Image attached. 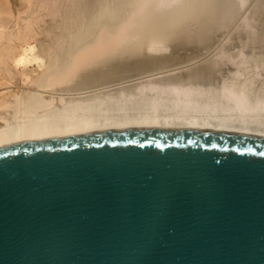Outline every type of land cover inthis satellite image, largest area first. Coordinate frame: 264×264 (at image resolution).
Wrapping results in <instances>:
<instances>
[{"label": "water", "instance_id": "1", "mask_svg": "<svg viewBox=\"0 0 264 264\" xmlns=\"http://www.w3.org/2000/svg\"><path fill=\"white\" fill-rule=\"evenodd\" d=\"M0 264H264V137L122 128L0 146Z\"/></svg>", "mask_w": 264, "mask_h": 264}, {"label": "bare ground", "instance_id": "2", "mask_svg": "<svg viewBox=\"0 0 264 264\" xmlns=\"http://www.w3.org/2000/svg\"><path fill=\"white\" fill-rule=\"evenodd\" d=\"M19 2L14 9L11 0H0V146L122 128L264 137V55L254 54L264 50L244 49L258 39L250 45L246 36L232 53L221 46L189 67L170 68L182 61L165 53L173 44L208 41L210 30L232 19L243 1L104 0L94 14L85 0ZM42 34L47 38L40 40ZM223 60L234 68H224ZM121 101L126 109H106Z\"/></svg>", "mask_w": 264, "mask_h": 264}, {"label": "rangeland", "instance_id": "3", "mask_svg": "<svg viewBox=\"0 0 264 264\" xmlns=\"http://www.w3.org/2000/svg\"><path fill=\"white\" fill-rule=\"evenodd\" d=\"M12 1V3H13V7H14V9H16L18 6H20V2H19V0H11ZM92 1V2H91ZM241 1H243L241 4H238V8H237V5H236V7H235V5H234V2H233V4H229L230 6L231 5H234L233 7H235V9L234 10H236L235 11V13H236V15H235V17H233L234 15L232 14V13H234V10H232V13H230V14H232L231 16H230V14H229V16H228V19H229V17L231 18L232 17V19H230V20H227V17L224 19L223 18V20H225L224 22H223V20H221L222 21V23H220V22H217V23H219L220 25H215V26H217L215 29L213 28L212 30H210V32L211 33H208L209 35H208V37H209V39H208V41L206 40L205 42H201V43H194V42H182V43H180L179 45H177L176 43V47L174 46V44L173 45H171L172 46V48L171 47H169L168 48V50L165 52V53H168V54H176V55H178L179 56V60H181L182 62H179V61H177L176 62V64H174V65H171V64H168L169 66H170V68L172 67H181V66H186L187 65V67H189V65H195V64H199L203 59H204V57L205 58H207V57H210V56H212L219 48H221V46L224 48V47H226L227 49H229V53H232V51H237V49H240L241 48V44H243V43H245L244 41L245 40H249V41H251V43H250V45L252 44V42H255V41H257V39H258V44H257V42H255V44L253 43V45H251V48L249 47V48H247V45H246V47H244V49H247L246 51V53H249L250 54V52L252 53L253 51H257L256 49H258V52L259 51H261V50H264L263 48H264V45H262V43L264 42V41H262V40H264L263 39V37L262 36H264V26H263V24H264V0H241ZM256 1L257 2H259V3H256ZM262 1V2H261ZM85 2H86V4L88 5V6H90V3H92L91 4V6H90V9H89V11L90 12H92L93 14L94 13H96V11L98 10V4H97V2L99 3V4H101V3H103L104 2V0H85ZM114 4H116L117 2H115V1H112ZM236 2V1H235ZM246 2V3H245ZM230 3V2H229ZM232 3V2H231ZM245 3V4H244ZM254 3H256V4H254ZM263 3V4H262ZM244 4V5H243ZM254 4V5H253ZM258 4V6H260L259 4H261L262 5V8L261 9H259L256 5ZM241 6H243L242 8H241ZM251 6H254L253 8H251ZM232 7V8H233ZM256 7H257V9H256ZM92 9V10H91ZM250 10H252L251 12H250ZM259 10H262V12H260ZM237 12H239V13H237ZM250 12V13H249ZM260 12V13H259ZM249 13V14H248ZM253 13L255 14L254 16H253ZM257 13H259L258 14V16L259 15H261V16H257L256 17V15H257ZM250 15V16H249ZM263 15V16H262ZM244 16H249V17H251L252 19H250L249 17L247 18V17H244ZM246 18V19H245ZM258 18V19H257ZM261 18H262V21H261ZM46 19L47 20H49V17H46ZM242 19V20H241ZM244 19H245V21H244ZM247 19H248V21L249 22H251L252 24L251 25H249L250 23H248L247 22ZM258 20V21H257ZM241 21V22H240ZM244 21V23H242ZM255 21H256V23H255ZM259 21H261L262 22V24H258V22ZM225 22H227V23H225ZM229 22V23H228ZM261 22H259V23H261ZM216 23V24H217ZM223 23H225V24H223ZM245 23H247L246 25H245ZM255 23V24H254ZM223 24V25H222ZM241 24H243V25H245L246 26V28L243 26L242 27V25ZM257 24V25H256ZM253 25H256V26H253ZM259 25V26H258ZM219 26V27H218ZM220 26L221 27H223L224 28V31H223V28L221 29L220 28ZM247 26H249L248 28H247ZM256 27V28H255ZM237 28V29H236ZM240 28V29H239ZM258 28V29H257ZM260 28V29H259ZM243 29H246L248 32H250V31H253V32H251V33H248L247 31H245L244 32V30ZM250 29H252V30H250ZM261 29H262V31H261ZM59 30V29H58ZM214 30H218V31H214ZM260 30V31H259ZM235 31V32H234ZM236 32H239V33H236ZM214 33V34H213ZM218 33V34H217ZM252 33L254 34V35H252ZM255 33H256V35L257 36H255ZM258 33V34H257ZM211 34V35H210ZM236 34V35H235ZM241 34V35H240ZM216 35V36H215ZM232 37H231V36ZM243 35H244V37H243ZM260 37H259V36ZM262 35V36H261ZM45 38H44V37ZM227 36V37H226ZM229 36V37H228ZM246 36H250V37H248V38H246ZM214 37V38H213ZM241 37V38H240ZM262 37V38H261ZM38 38L40 39V40H42L43 38L44 39H46L47 38V36L46 35H39L38 36ZM211 38V39H210ZM213 38V39H212ZM244 38H246L244 41H243V39ZM251 38H253L254 40H252ZM225 39V40H224ZM229 39V40H228ZM240 39H242V40H240ZM256 39V40H255ZM227 40V42H225ZM218 41V42H217ZM234 41H236V42H234ZM243 41V42H242ZM178 43V42H177ZM206 43H208V44H206ZM237 43H240L239 45L237 44ZM234 44V45H233ZM256 44H257V46H256ZM263 46H261V45ZM264 44V43H263ZM183 45V46H182ZM225 45H227V46H225ZM236 45V46H235ZM238 45V46H237ZM194 46H196V48L195 49H193V47ZM200 46V47H199ZM206 46H207V48H206ZM219 46V47H218ZM229 46V47H228ZM180 47V48H179ZM205 47V48H204ZM256 47H258V48H256ZM261 47V48H260ZM204 48V49H203ZM255 48V49H254ZM260 48V49H259ZM172 49V50H171ZM202 49H203V51H202ZM235 49V50H234ZM254 49V50H253ZM170 50V51H169ZM183 50V51H182ZM214 50V51H213ZM185 51H187V52H185ZM191 51V52H190ZM196 51V52H195ZM248 51H250V52H248ZM200 52V53H199ZM179 53V54H178ZM254 53V52H253ZM191 54H192V56H191ZM194 54L197 56H194ZM199 54V55H198ZM208 54V55H207ZM254 54H257V55H264L263 54V51L262 52H260V54H258L257 52H255ZM203 56V57H202ZM201 59V60H200ZM223 59V58H222ZM221 59V60H222ZM224 59H226V58H224ZM220 60V61H221ZM224 62V60L222 61V62H220V63H222V64H220V65H222L224 68H227L228 66H229V68L231 67H233L234 68V64H232V63H223ZM225 62H228V61H225ZM225 64V65H224ZM230 64V65H229ZM231 64H232V66H231ZM163 66L165 65V64H162ZM166 66V65H165ZM168 66V67H169ZM222 66H220V67H222ZM157 67H162V66H157ZM167 67V66H166ZM223 67H222V69H223ZM165 68V67H164ZM165 69H168V68H165ZM160 70H162V68L160 69ZM164 70V69H163ZM227 76V75H226ZM124 77V76H123ZM123 77H121V78H123ZM119 80H120V77L118 78ZM115 80V79H114ZM119 80L117 81L116 80V83L114 82V84H118V83H120L119 82ZM122 80V79H121ZM125 80V79H124ZM123 81V80H122ZM121 81V82H122ZM110 83L111 82H109V84H105V85H110ZM112 84H113V81H112ZM209 84V83H208ZM96 87V86H95ZM100 87H104V84L103 85H101V86H99L98 85V87L97 88H100ZM97 88H95V89H97ZM88 89V88H87ZM90 89H94V87H90ZM135 97V96H134ZM121 102H123L122 104H126L127 103V101H121ZM121 102H117L118 104L119 103H121ZM125 102V103H124ZM131 102V101H130ZM102 104H104L105 102H101ZM111 105V103L110 102H106V104L105 105H109V104ZM98 103H96L95 105H97ZM114 104V103H113ZM113 104L111 105V106H109L110 108H114V106L115 105H118V104H114V106H113ZM116 107V106H115Z\"/></svg>", "mask_w": 264, "mask_h": 264}]
</instances>
